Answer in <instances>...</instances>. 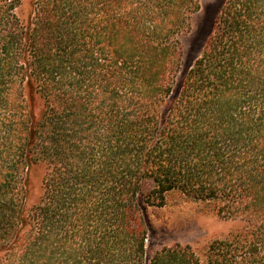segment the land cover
Here are the masks:
<instances>
[{
    "label": "trees",
    "instance_id": "trees-1",
    "mask_svg": "<svg viewBox=\"0 0 264 264\" xmlns=\"http://www.w3.org/2000/svg\"><path fill=\"white\" fill-rule=\"evenodd\" d=\"M201 6L0 0V264H264V0H222L183 71ZM171 192L240 226L148 255Z\"/></svg>",
    "mask_w": 264,
    "mask_h": 264
},
{
    "label": "rangeland",
    "instance_id": "rangeland-1",
    "mask_svg": "<svg viewBox=\"0 0 264 264\" xmlns=\"http://www.w3.org/2000/svg\"><path fill=\"white\" fill-rule=\"evenodd\" d=\"M34 0H24V9L29 13ZM222 0H202L201 9L192 16L189 32L181 35L183 44V71L196 56L211 27V22ZM46 171L45 165L32 167L31 179L36 187L35 197ZM39 193V192H38ZM34 198L32 201H35ZM149 223L147 239L148 255L163 248L179 244H189L197 251L215 238H224L240 226V222L218 213L213 201L197 200L171 192L166 195L162 206H146Z\"/></svg>",
    "mask_w": 264,
    "mask_h": 264
}]
</instances>
